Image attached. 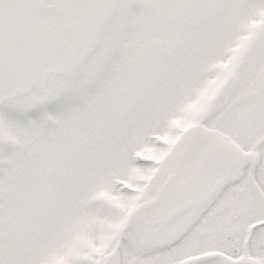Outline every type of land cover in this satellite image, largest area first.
I'll return each instance as SVG.
<instances>
[{
    "label": "snow or ice",
    "instance_id": "obj_1",
    "mask_svg": "<svg viewBox=\"0 0 264 264\" xmlns=\"http://www.w3.org/2000/svg\"><path fill=\"white\" fill-rule=\"evenodd\" d=\"M0 264H264V0H0Z\"/></svg>",
    "mask_w": 264,
    "mask_h": 264
}]
</instances>
